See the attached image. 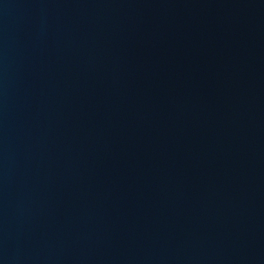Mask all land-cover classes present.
Returning <instances> with one entry per match:
<instances>
[{
  "label": "water",
  "instance_id": "water-1",
  "mask_svg": "<svg viewBox=\"0 0 264 264\" xmlns=\"http://www.w3.org/2000/svg\"><path fill=\"white\" fill-rule=\"evenodd\" d=\"M0 264H264V0H0Z\"/></svg>",
  "mask_w": 264,
  "mask_h": 264
}]
</instances>
